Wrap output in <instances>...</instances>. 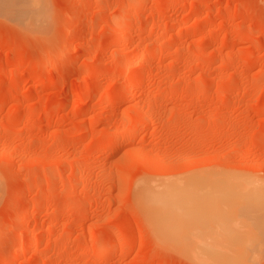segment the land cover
<instances>
[{
	"label": "rangeland",
	"instance_id": "obj_1",
	"mask_svg": "<svg viewBox=\"0 0 264 264\" xmlns=\"http://www.w3.org/2000/svg\"><path fill=\"white\" fill-rule=\"evenodd\" d=\"M1 8L0 264H196L201 229L164 243L137 194L264 187V0Z\"/></svg>",
	"mask_w": 264,
	"mask_h": 264
},
{
	"label": "bare ground",
	"instance_id": "obj_2",
	"mask_svg": "<svg viewBox=\"0 0 264 264\" xmlns=\"http://www.w3.org/2000/svg\"><path fill=\"white\" fill-rule=\"evenodd\" d=\"M0 4V9L2 10L1 7H3L5 10L2 12L13 14L22 22L21 24L29 22L31 25H35L43 17L41 16L42 12L39 11L41 0H0ZM133 77L132 74V79ZM134 78L136 82L140 80L139 76ZM171 183H163L154 187L151 184H144L139 188V192L137 190L138 200L147 212L149 223L155 233L156 231L158 232L157 235L160 236L161 240L163 236L167 239V241L165 239L166 242L169 239L172 242L171 240H174L179 235L183 237V234L185 235L186 233V227L189 228L188 225H190L194 228L199 227L201 229L199 230L200 235H205V240L204 237L199 236L203 238L200 239L201 241L197 245V247L202 248H200L201 251H192L188 254L194 262L198 264H253L254 260L257 261L255 259L256 255H253L248 249L254 242L255 248L256 243L259 242L258 240L254 241L256 238L254 235L256 234V226L260 225V221L264 219V211L262 210L263 213L261 214V208L256 207L257 212H260L259 216H255L254 219L250 218L249 213L251 215L255 214H252V211H255L253 209L258 206V202L261 203L260 205L264 209V187L254 186V183L251 186L250 184H242L240 189L232 188L235 194L227 195L224 192L228 191V189L220 190L221 186L218 188L216 183L213 186V188L219 189V191L216 190V194H214L215 191L213 190V194H209L207 190V193L200 192L201 189L198 190L199 187L198 189L192 186L183 188L180 185L175 186ZM238 187L240 186L238 185ZM236 195L240 196V198ZM234 196L235 198H232ZM247 231L251 232L246 236ZM234 233L240 236H236ZM181 237L180 239H182ZM185 239L187 240V237ZM195 240H198V238ZM162 241L164 242V240ZM178 241L179 239L174 244L172 242L171 246L175 245L178 247L181 243L179 241L176 244ZM221 246H228L230 250L226 249L228 250L227 252L224 248L221 249ZM94 259H98V257Z\"/></svg>",
	"mask_w": 264,
	"mask_h": 264
}]
</instances>
